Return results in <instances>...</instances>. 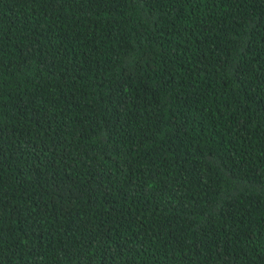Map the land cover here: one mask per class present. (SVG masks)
Segmentation results:
<instances>
[{
    "label": "trees",
    "instance_id": "trees-1",
    "mask_svg": "<svg viewBox=\"0 0 264 264\" xmlns=\"http://www.w3.org/2000/svg\"><path fill=\"white\" fill-rule=\"evenodd\" d=\"M0 264H264V0H0Z\"/></svg>",
    "mask_w": 264,
    "mask_h": 264
}]
</instances>
